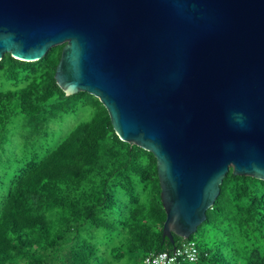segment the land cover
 <instances>
[{
	"label": "water",
	"instance_id": "1",
	"mask_svg": "<svg viewBox=\"0 0 264 264\" xmlns=\"http://www.w3.org/2000/svg\"><path fill=\"white\" fill-rule=\"evenodd\" d=\"M61 43L57 85L155 156L161 239L196 231L230 168L264 180V0H0V59Z\"/></svg>",
	"mask_w": 264,
	"mask_h": 264
},
{
	"label": "trees",
	"instance_id": "2",
	"mask_svg": "<svg viewBox=\"0 0 264 264\" xmlns=\"http://www.w3.org/2000/svg\"><path fill=\"white\" fill-rule=\"evenodd\" d=\"M63 45L0 59L14 85L0 90V264H143L187 240L199 249L192 264H264V180L232 168L196 231L161 239L155 156L117 136L97 97L57 85ZM83 107L90 117L50 143L52 125Z\"/></svg>",
	"mask_w": 264,
	"mask_h": 264
},
{
	"label": "rangeland",
	"instance_id": "3",
	"mask_svg": "<svg viewBox=\"0 0 264 264\" xmlns=\"http://www.w3.org/2000/svg\"><path fill=\"white\" fill-rule=\"evenodd\" d=\"M14 85L2 78L0 75V90L13 89ZM91 115L90 107H83L78 109L77 112L72 114H66L60 118L55 124L52 125L53 136L50 143L55 144L59 142L71 129H73L78 123L87 120ZM18 126L15 125L14 131H17ZM198 238L197 236H195ZM193 262L182 261L179 264H192Z\"/></svg>",
	"mask_w": 264,
	"mask_h": 264
},
{
	"label": "built area",
	"instance_id": "4",
	"mask_svg": "<svg viewBox=\"0 0 264 264\" xmlns=\"http://www.w3.org/2000/svg\"><path fill=\"white\" fill-rule=\"evenodd\" d=\"M199 249L194 241H183L171 251L147 254L143 264H179L182 261L193 262L198 259Z\"/></svg>",
	"mask_w": 264,
	"mask_h": 264
}]
</instances>
